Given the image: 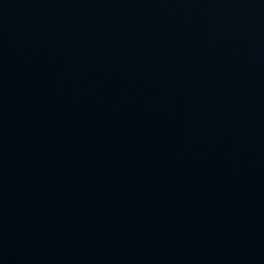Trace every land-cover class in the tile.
Returning a JSON list of instances; mask_svg holds the SVG:
<instances>
[{
	"label": "water",
	"instance_id": "water-1",
	"mask_svg": "<svg viewBox=\"0 0 264 264\" xmlns=\"http://www.w3.org/2000/svg\"><path fill=\"white\" fill-rule=\"evenodd\" d=\"M0 264H264V0H0Z\"/></svg>",
	"mask_w": 264,
	"mask_h": 264
}]
</instances>
